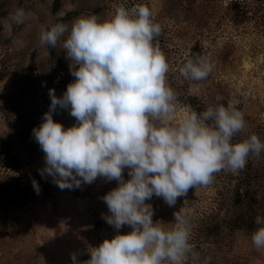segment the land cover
Masks as SVG:
<instances>
[{
	"label": "rangeland",
	"instance_id": "obj_1",
	"mask_svg": "<svg viewBox=\"0 0 264 264\" xmlns=\"http://www.w3.org/2000/svg\"><path fill=\"white\" fill-rule=\"evenodd\" d=\"M133 1L147 6L162 27L157 39L170 66L167 83L178 94L176 120L188 110L181 103L186 93L204 100L235 101L245 119V128L237 136L243 140L256 134L264 142V0H239L246 5L238 16L227 10L230 0H59L55 12H51L52 0H0V151L13 155L7 165H0V264H74L71 254L76 255V264H84L91 258V248L131 232L129 225L117 230L104 219L110 213L102 198L119 186L116 180L98 177L79 188L60 189L52 176H41L45 153L32 130L49 111V89L62 97L59 92L66 82L59 79L70 73L71 63L61 47L64 38L50 59L47 46L40 44V32L60 22L70 30L81 15H97L103 21L119 5L130 8ZM95 7L100 10L93 12ZM18 8L27 14L20 24L10 19ZM67 12L73 15L61 20ZM193 46L212 65L201 81L185 80L179 73L187 60L194 59ZM30 54L34 69L28 65ZM53 120L65 130L79 123L70 115V107L57 106ZM262 157V153L250 157L249 162L255 160L245 169L257 172V195L264 206ZM128 173L125 168V182ZM234 176L235 172L222 170L210 185L190 188L187 197H179L172 207L154 195L146 201L153 208V222L173 227V214L186 199L192 209L191 242L202 257H211V264H264V248H255L251 240L255 230L228 234L223 224L232 212L228 197ZM212 218L220 227L217 234L206 236L202 230Z\"/></svg>",
	"mask_w": 264,
	"mask_h": 264
},
{
	"label": "clouds",
	"instance_id": "obj_2",
	"mask_svg": "<svg viewBox=\"0 0 264 264\" xmlns=\"http://www.w3.org/2000/svg\"><path fill=\"white\" fill-rule=\"evenodd\" d=\"M26 18L22 8L10 17L16 24ZM161 34V25L144 5H119L109 19L81 15L70 30L60 22L40 32L42 46L56 47L64 38L61 47L75 77L62 97L49 89V111L32 130L45 153L40 174L52 176L60 189L79 188L98 177L116 180L119 186L102 198L110 213L104 219L117 230L124 225L132 229L91 248L84 264H211V257H202L191 242L192 209L186 199L174 212L171 228L153 222L154 211L146 201L155 195L172 207L190 188L210 185L222 170L241 171L250 157L264 152L256 134L234 142L245 128L238 102L209 106L201 113L188 109L176 120L178 94L167 83L170 66L159 47ZM211 71L210 62L201 57L179 68L190 81L204 80ZM57 106L70 107L78 126L65 130L54 122ZM125 168L130 176L126 182ZM33 187L39 194L35 181ZM255 224L259 227L251 240L261 249L264 217L257 216ZM71 259L76 264L75 254Z\"/></svg>",
	"mask_w": 264,
	"mask_h": 264
},
{
	"label": "trees",
	"instance_id": "obj_3",
	"mask_svg": "<svg viewBox=\"0 0 264 264\" xmlns=\"http://www.w3.org/2000/svg\"><path fill=\"white\" fill-rule=\"evenodd\" d=\"M142 5L138 1H133L132 6ZM246 4H241L239 0H230L227 4L226 8L230 11L234 16H238L239 14H244L243 6ZM59 7V0H52L51 2V12H55ZM100 9L95 7L92 9L93 12H98ZM3 13L0 12V15ZM73 15V12H67L61 17V20L69 19ZM261 18L264 20V11L261 13ZM47 46L48 54L50 59L55 58L54 47ZM194 50L191 53L193 58L199 57L198 51L195 47H192ZM29 67L34 69V61L33 54H30L29 57ZM60 81L66 82V86L61 88L59 95L63 96V94L67 90V86L69 83L74 82V76L70 73H66L64 79H59ZM61 81V82H62ZM181 103L187 108L191 109L197 113H201L207 109L209 106H217L220 104L227 105L228 101L225 99H215L213 97H209L208 99H198L195 95L184 94L181 99ZM240 141V138L236 136L234 138V142ZM0 151V165H7L8 158L13 159V155L10 152H5V154ZM262 159L264 161V152H262ZM255 160V159H254ZM254 160L251 162L248 161L246 168L249 164H253ZM262 176L264 177V173ZM258 174L256 171L246 170L245 168L241 171L235 172V176L233 178L232 187L229 189V211H232L231 214L224 218L223 224L226 226L228 234L233 233L236 230H245V231H254L259 226L255 224V218L257 216L264 217V206L259 202V198L257 195V182ZM210 216V215H209ZM220 227V223L217 219L212 218L210 221L206 223V226L203 228V233L208 236L210 234H217L218 229Z\"/></svg>",
	"mask_w": 264,
	"mask_h": 264
}]
</instances>
